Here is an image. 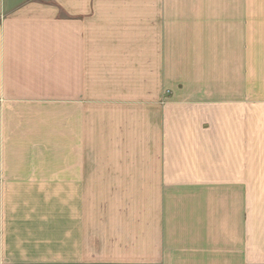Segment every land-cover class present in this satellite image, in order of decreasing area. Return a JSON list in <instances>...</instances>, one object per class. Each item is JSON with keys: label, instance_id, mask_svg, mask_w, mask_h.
<instances>
[{"label": "crops", "instance_id": "obj_1", "mask_svg": "<svg viewBox=\"0 0 264 264\" xmlns=\"http://www.w3.org/2000/svg\"><path fill=\"white\" fill-rule=\"evenodd\" d=\"M262 23L0 0V264H264Z\"/></svg>", "mask_w": 264, "mask_h": 264}, {"label": "rangeland", "instance_id": "obj_2", "mask_svg": "<svg viewBox=\"0 0 264 264\" xmlns=\"http://www.w3.org/2000/svg\"><path fill=\"white\" fill-rule=\"evenodd\" d=\"M261 2V3H260ZM259 4H264V0H259ZM259 26L264 27V23L260 24ZM259 58L264 61V53L259 54Z\"/></svg>", "mask_w": 264, "mask_h": 264}]
</instances>
